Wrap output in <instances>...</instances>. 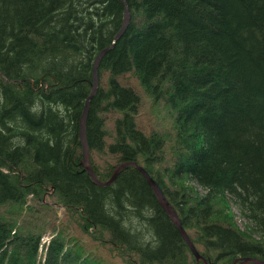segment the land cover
Wrapping results in <instances>:
<instances>
[{
	"label": "trees",
	"instance_id": "obj_1",
	"mask_svg": "<svg viewBox=\"0 0 264 264\" xmlns=\"http://www.w3.org/2000/svg\"><path fill=\"white\" fill-rule=\"evenodd\" d=\"M124 4L88 104L96 177L133 162L207 262L264 261V0H0V264H196L137 168L101 188L81 165Z\"/></svg>",
	"mask_w": 264,
	"mask_h": 264
},
{
	"label": "water",
	"instance_id": "obj_2",
	"mask_svg": "<svg viewBox=\"0 0 264 264\" xmlns=\"http://www.w3.org/2000/svg\"><path fill=\"white\" fill-rule=\"evenodd\" d=\"M130 21V14H129V9L126 4H124V19L122 26L118 33L114 36L112 43L109 47L104 48L96 57L94 61V67H93V83L91 87V93L89 97L87 98L84 109L80 118V133H79V139L81 143V149H82V160H81V165L84 169V171L89 175V177L92 179L94 184L98 187H108L111 184L115 182L121 171L130 165L133 167L137 168L140 173L143 175V177L146 179L147 183L151 187L158 203L160 204L161 208L164 210V212L167 214L169 219L173 222V224L177 227L180 235L184 239L186 245L188 246L189 250L191 251L192 255L195 257L196 264H198L200 261L203 262L204 264H208L206 260L198 253L196 250L195 246L193 245L192 241L190 240L189 236L187 235L185 229L181 225L180 219L177 215V213L173 210V208L169 205L167 202L163 192L161 189L157 186V184L152 180V178L137 164L131 163V162H126V163H121L117 165L111 177L107 181H100L97 179V177L94 174V171L91 167L90 164V156H89V147H88V142H87V132H86V122H87V115H88V104L92 96L96 93L97 91V86H98V75H97V67L99 66V63L102 59V57L110 50L117 40L123 35L125 32L128 24ZM232 264H264V261H261L256 258H240L236 259Z\"/></svg>",
	"mask_w": 264,
	"mask_h": 264
},
{
	"label": "rangeland",
	"instance_id": "obj_3",
	"mask_svg": "<svg viewBox=\"0 0 264 264\" xmlns=\"http://www.w3.org/2000/svg\"><path fill=\"white\" fill-rule=\"evenodd\" d=\"M93 67H94V65H93ZM97 71H98V67H97ZM153 106H154L153 103L152 104H149L146 101V99H145V102L141 106L140 114L137 117L138 119L136 120L137 126L141 130H143L145 132H149L152 129H158L161 126V118H158V117L153 116V114L155 112V111H153L154 110V107ZM200 192L203 193L202 191H200ZM230 208H231L232 213L234 214V217H235L234 220H235L237 226L241 230H243L248 225V222L241 215V212L232 203L230 204ZM253 237L255 239L260 238L257 234H255ZM43 238H45V241H47V238H50V233H47ZM200 250H202V249H200Z\"/></svg>",
	"mask_w": 264,
	"mask_h": 264
},
{
	"label": "bare ground",
	"instance_id": "obj_4",
	"mask_svg": "<svg viewBox=\"0 0 264 264\" xmlns=\"http://www.w3.org/2000/svg\"><path fill=\"white\" fill-rule=\"evenodd\" d=\"M100 52H101V51H100ZM100 52H99V53H100ZM99 53H98V54H99ZM89 156H90V155H89ZM123 163H126V162H123ZM131 163H133V162H131ZM90 164H91V163H90ZM120 164H121V163H120ZM113 170H114V169H113ZM112 173H113V172H112ZM94 174H95V173H94ZM111 175H112V174H111ZM95 176H96V175H95ZM110 177H111V176H110ZM97 179H98V178H97ZM190 240H191V239H190ZM193 245H194V244H193ZM195 248H196V247H195ZM196 250H197V249H196ZM244 258H245V257H244ZM246 258H253V257H246ZM236 259H240V258H236ZM236 259H234V261H235ZM256 259H258V258H256ZM259 260H260V259H259ZM234 261H233V262H234ZM261 261H263V260H261ZM206 262H207V261H206ZM233 262H232V263H233ZM207 263H208V264H212V263H209V262H207ZM203 264H204V263H203Z\"/></svg>",
	"mask_w": 264,
	"mask_h": 264
}]
</instances>
